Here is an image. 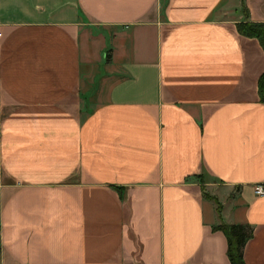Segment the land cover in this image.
I'll return each mask as SVG.
<instances>
[{"label":"crops","instance_id":"1","mask_svg":"<svg viewBox=\"0 0 264 264\" xmlns=\"http://www.w3.org/2000/svg\"><path fill=\"white\" fill-rule=\"evenodd\" d=\"M245 8L246 14H243ZM264 0H0V264H264Z\"/></svg>","mask_w":264,"mask_h":264},{"label":"trees","instance_id":"2","mask_svg":"<svg viewBox=\"0 0 264 264\" xmlns=\"http://www.w3.org/2000/svg\"><path fill=\"white\" fill-rule=\"evenodd\" d=\"M246 14L245 8H242ZM238 34L255 38L264 53V22H250L247 20L235 23ZM257 94L259 100L264 103V71L257 79ZM213 231L219 230L225 237L226 257L229 264H244L242 259V248L251 235V227L247 224H227L220 222L211 227Z\"/></svg>","mask_w":264,"mask_h":264},{"label":"built area","instance_id":"3","mask_svg":"<svg viewBox=\"0 0 264 264\" xmlns=\"http://www.w3.org/2000/svg\"><path fill=\"white\" fill-rule=\"evenodd\" d=\"M252 192L255 196H261L264 194V183L254 184L252 187Z\"/></svg>","mask_w":264,"mask_h":264}]
</instances>
